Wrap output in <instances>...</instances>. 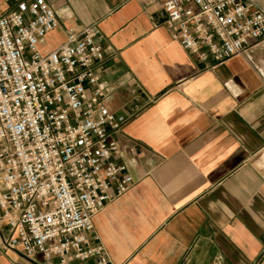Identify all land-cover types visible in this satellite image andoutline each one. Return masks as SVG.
I'll return each mask as SVG.
<instances>
[{
  "label": "crops",
  "instance_id": "obj_1",
  "mask_svg": "<svg viewBox=\"0 0 264 264\" xmlns=\"http://www.w3.org/2000/svg\"><path fill=\"white\" fill-rule=\"evenodd\" d=\"M45 1L57 26L42 52L96 25L110 55L97 81L125 120L112 160L133 184L92 218L109 264H264V39L214 65L170 40L157 0ZM7 234L0 221V264H42Z\"/></svg>",
  "mask_w": 264,
  "mask_h": 264
},
{
  "label": "built area",
  "instance_id": "obj_2",
  "mask_svg": "<svg viewBox=\"0 0 264 264\" xmlns=\"http://www.w3.org/2000/svg\"><path fill=\"white\" fill-rule=\"evenodd\" d=\"M1 2V0H0ZM167 33L214 65L264 39V10L245 0H157ZM45 0L0 7V221L3 247L42 264H109L92 218L132 179L112 158L125 123L104 105L97 72L110 56L96 25L70 31L56 49Z\"/></svg>",
  "mask_w": 264,
  "mask_h": 264
}]
</instances>
